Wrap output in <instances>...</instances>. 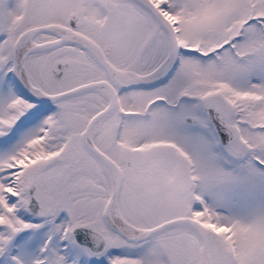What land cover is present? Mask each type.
I'll use <instances>...</instances> for the list:
<instances>
[{"label":"snow or ice","instance_id":"1","mask_svg":"<svg viewBox=\"0 0 264 264\" xmlns=\"http://www.w3.org/2000/svg\"><path fill=\"white\" fill-rule=\"evenodd\" d=\"M0 264H264V0H0Z\"/></svg>","mask_w":264,"mask_h":264}]
</instances>
